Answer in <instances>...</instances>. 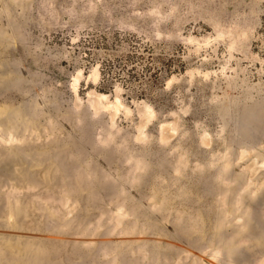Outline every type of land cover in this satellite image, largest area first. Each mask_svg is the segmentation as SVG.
I'll return each mask as SVG.
<instances>
[{"label":"rangeland","instance_id":"obj_1","mask_svg":"<svg viewBox=\"0 0 264 264\" xmlns=\"http://www.w3.org/2000/svg\"><path fill=\"white\" fill-rule=\"evenodd\" d=\"M0 264H264V0H0Z\"/></svg>","mask_w":264,"mask_h":264},{"label":"trees","instance_id":"obj_2","mask_svg":"<svg viewBox=\"0 0 264 264\" xmlns=\"http://www.w3.org/2000/svg\"><path fill=\"white\" fill-rule=\"evenodd\" d=\"M101 90H105V89H101ZM144 90L145 89H142V91H140L138 96L149 99L155 105V107L158 110H160V107L162 106V104L160 103L159 99L154 98V96H152L150 93H147V91H144Z\"/></svg>","mask_w":264,"mask_h":264},{"label":"bare ground","instance_id":"obj_3","mask_svg":"<svg viewBox=\"0 0 264 264\" xmlns=\"http://www.w3.org/2000/svg\"><path fill=\"white\" fill-rule=\"evenodd\" d=\"M96 93H98V92H96ZM101 95H103V96H107V94H101ZM95 96H97V95H95ZM103 96H102V97H103ZM104 98H106V97H104ZM51 169H52V168H51Z\"/></svg>","mask_w":264,"mask_h":264}]
</instances>
